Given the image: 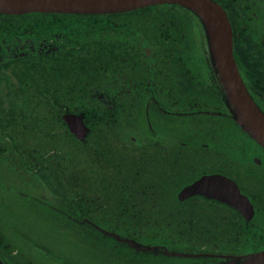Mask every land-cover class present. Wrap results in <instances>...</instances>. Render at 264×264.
<instances>
[{
	"label": "flooded vegetation",
	"instance_id": "1",
	"mask_svg": "<svg viewBox=\"0 0 264 264\" xmlns=\"http://www.w3.org/2000/svg\"><path fill=\"white\" fill-rule=\"evenodd\" d=\"M216 1L226 11L233 28V53L240 75L264 112V28L260 30L258 25L259 30L253 31L247 27L253 17L257 22L263 16L260 13L264 12V0ZM154 17L160 19L153 24L156 28L151 37L135 36L131 41L139 43L140 50L148 56L153 49H160L174 64L168 60L165 64L142 61L141 77L137 79V68L133 65L137 62L132 59L127 63L129 68H123L126 63H122L119 45L113 82L108 84L111 87H102L93 95L101 105L117 107L118 111L125 112L124 102H130L129 107H144L151 138H155L156 132L149 118L151 113L162 115L163 121V116L190 119L197 137L169 142L162 134L161 140L141 142L142 146L133 148L132 154L143 162L141 175L146 183L145 188L123 191L126 197L119 201L126 203L123 210L128 215L101 222L86 215L83 221L89 229L112 228L114 233L121 227L162 230L159 238L124 236L127 239L121 241L105 235L120 249L123 246L135 254L181 258L186 260L185 264H264V149L234 122L218 85L207 43L201 64H196L194 58H186L197 46L194 35L202 32L197 17L190 12ZM6 33L0 31V100L3 101L24 97L14 92L19 90V85L14 83L23 79L11 78L10 83L6 75L10 66L24 64L9 58L28 53L22 44H6ZM63 41L55 35L49 43L29 45V49L31 53L49 51L56 71L73 64L70 44L74 40L65 39L67 46ZM59 87L58 93L64 98L71 97V82ZM10 89L14 91L9 92ZM97 119L104 121L101 114ZM84 121L90 125L85 113ZM196 182L195 188L183 190ZM85 204L87 212L105 211L103 196L96 206H90L89 199ZM2 246L0 241V258L10 264ZM116 251V255L124 256L123 251ZM49 257L57 256L49 254Z\"/></svg>",
	"mask_w": 264,
	"mask_h": 264
},
{
	"label": "trees",
	"instance_id": "2",
	"mask_svg": "<svg viewBox=\"0 0 264 264\" xmlns=\"http://www.w3.org/2000/svg\"><path fill=\"white\" fill-rule=\"evenodd\" d=\"M166 8L175 9L172 6L160 5L114 14L34 12L22 15H7L0 13V31L5 30L7 32L6 44L10 46L22 44L23 50L28 52L24 57L9 58L13 61H24V64L10 66V73L6 75L10 83L11 78L23 79L14 83L15 85H19L17 86L19 87L18 91L10 89L9 92H19L24 97L22 99L8 100L9 109L13 115L8 119L0 120V138L5 135L7 137L6 141L11 142L9 144L5 143L0 147V155L3 156L4 160L10 158L12 160L11 166L16 168L22 175L25 174L26 169L36 171L40 167L39 173L42 182L46 181L48 172H54L56 168L59 172L61 161L65 164L66 170L67 164L70 163L76 166L78 172H81L84 153L86 154L85 151H88L82 148L83 142L72 138L73 142H71L70 147H56L55 151H49L48 157L53 158L51 164L45 161V157H40L37 165L34 164V161L23 165L20 154L23 152L25 156L27 154L26 150L22 149L21 146L27 147L23 146V143L19 145L14 142V140L8 137L9 134L6 131L21 119L35 121V118H40L39 123L47 125L49 115L43 111L48 109V105L51 102L57 104V109L66 106L67 111H82L87 114L92 127V135L88 140L93 141V146L97 145L96 143L98 142L100 143V134L111 129L113 124H117L120 128V123L124 120L123 117L127 116V114L130 115L132 110L139 111L141 107L138 106L134 109L128 106L130 102H124L127 109L125 112L118 111L117 107L112 109L101 105L100 101L93 94L98 93L102 87H111L108 84H112L113 82V72L116 68L115 53L118 51L119 45L123 57L122 63H126L122 65L123 68L128 69L129 65L127 63L132 61V59L134 63L137 62L133 64L137 68V79L141 77L140 63L142 61L155 64H162L163 62L165 64L168 60L171 64H174L171 59L165 57L160 49H153L148 56L145 51L140 50L139 43L131 41L135 36L150 38L152 31L156 28L153 24L160 19L154 16L168 13H163ZM128 16L133 17V19ZM55 35L60 36L64 40V46L68 45L65 39L71 38L74 40L70 44L73 48L71 52L73 64H68L65 68H58L56 71L51 63L52 58L50 53H31L29 49V45L35 47L39 43H49L50 39ZM16 39H18L17 42ZM56 79H60L63 82L66 80L67 82H71V97L64 98L62 93H57L55 96V89L52 86ZM76 86H79V88L77 89ZM65 87L61 89L63 90ZM35 106H40L36 107L39 108L37 115H34ZM99 114L104 117L102 123L98 122L97 116ZM35 127H32V129ZM68 148H72L71 152L65 153L64 151L59 154L60 151H63V149L67 150ZM116 154L115 158L112 159L110 156L109 159L105 160V166L109 168V175L106 176L103 173L102 196L108 203H112L111 207L119 208L120 217H124L126 213L123 209L127 206L126 203L119 201L122 196L126 197L123 191L145 188L146 179L141 175L140 171H142L143 162L139 159L138 155L133 154L132 159L131 156L128 158H118ZM35 156L36 153L30 157L34 158ZM49 166L52 168L51 170H48ZM66 170L65 172H67ZM66 179L67 183L65 182ZM56 180L57 182H62L59 187L61 195L71 202L72 209H67L68 214L76 219H82L86 215L91 217L90 213H95V209H89V212L86 209L85 202L87 199H89L90 206L92 205L91 194L89 196L86 194L85 198H83V193L80 191L73 192L70 196L67 194L69 188L80 189V185L78 184L80 183V177L69 175V177H65V180L58 178ZM113 198L115 201H113ZM105 213L107 214L108 211H105ZM109 229L113 230L112 228ZM116 231L120 232L123 236H135L142 239L150 237L159 238L162 236L160 228L121 227L116 229Z\"/></svg>",
	"mask_w": 264,
	"mask_h": 264
},
{
	"label": "rangeland",
	"instance_id": "3",
	"mask_svg": "<svg viewBox=\"0 0 264 264\" xmlns=\"http://www.w3.org/2000/svg\"><path fill=\"white\" fill-rule=\"evenodd\" d=\"M164 12L182 14L184 11L170 9ZM261 14L263 16L257 22L254 21L255 17H253L248 22L247 27L252 28L253 31L259 30V28L263 30V10ZM129 18L133 19V17ZM194 39L197 46L193 52L187 53L186 58H194L196 64H201L205 56L204 34L201 32V34L194 35ZM202 66L204 67L205 64ZM76 88L78 89L79 86ZM55 91L58 93L59 90L55 89ZM38 109H34V115H37ZM64 111H67L66 106L57 109V104L51 102L48 109L43 111L49 115L47 125L40 124V118H35V121L21 119L6 131L9 134L8 137L15 141L27 138L22 144L27 148L21 146L22 149L26 150L27 155L25 156L24 152H20L23 165L31 163L30 161H34V164L37 165L40 157H45V161L51 164L53 158L48 157L49 151H55L56 147L67 148L71 146L72 137L61 125L60 116ZM153 112L155 113L154 110ZM12 115L8 100H0V120L8 119ZM160 116L162 117L156 113L150 115L153 127L156 129L155 138H151V132H148L141 121L144 119L143 109L137 112L132 110L130 115L127 114L123 117L124 120L121 121L120 128L117 124H113L111 129L100 134V143L98 142L94 146L92 140L84 143L82 148L88 151H85L86 154L84 153L81 172H78L76 166L70 163L67 164L66 170L65 164L61 161L59 172L57 168L54 169V173L48 172L45 182L36 176L40 172L38 169L36 171L26 169L25 174L22 175L11 166L12 160L10 158L4 160L3 156L0 155V241L4 252L8 255V263L65 264L68 261L71 264H185L186 260L181 258L164 257L159 254H135L123 246L120 249L110 238L96 234L85 225L71 224L67 221L69 219L66 216L56 212L62 211L68 214L67 209H72L71 202L59 192L62 182H57V178L65 180V177H69V175L80 177V183H78L80 189L69 188L67 194L70 196L73 192L80 191L83 193V198L86 194L88 196L91 194V203L96 206L97 200H102L103 173L106 176L109 175V168L105 166V160L109 159L110 156L112 159L115 158L116 151L118 158L131 156L133 159V148L137 149L141 142L151 139L161 140L162 134L165 136V140L169 142L196 139L197 132L190 119L163 116L165 119L163 121ZM34 126H37V131L28 134ZM132 136L136 138V144L132 142ZM90 138L91 135L88 139ZM6 139L7 137L4 135L0 138V142H5ZM71 149H63L59 154L64 151L69 153ZM35 153L36 156L31 158L30 156L35 155ZM51 169L49 166L48 170ZM67 179L65 180L66 183ZM36 199L41 200L36 201ZM113 201H115L114 198ZM106 203H108L107 200H104L107 214L105 211L103 213L99 211L90 213L95 221H111L116 220L117 215L120 216V209L111 207L112 203L107 205ZM126 215L128 214L126 213ZM177 234L179 235V233ZM98 237H100V241ZM116 250L123 251L124 256L116 255ZM5 253L3 255L6 258ZM49 254L57 257L51 258Z\"/></svg>",
	"mask_w": 264,
	"mask_h": 264
},
{
	"label": "water",
	"instance_id": "4",
	"mask_svg": "<svg viewBox=\"0 0 264 264\" xmlns=\"http://www.w3.org/2000/svg\"><path fill=\"white\" fill-rule=\"evenodd\" d=\"M159 4H177L191 10L198 16L208 39L211 61L215 69L218 82L227 99L233 118L242 130L248 133L254 141L264 148V113L259 109L250 96L239 74L232 52L231 26L225 11L215 1L0 0V13L27 14L40 12L110 14L131 11ZM165 10H170V8H166ZM62 119L77 139L81 140L86 136L88 128L83 122L82 114L65 113L62 115ZM196 186L197 182L185 187L183 190H190ZM0 264H3L1 260Z\"/></svg>",
	"mask_w": 264,
	"mask_h": 264
}]
</instances>
